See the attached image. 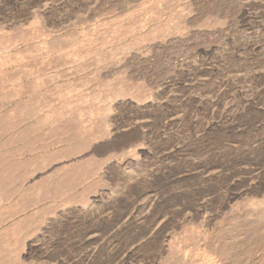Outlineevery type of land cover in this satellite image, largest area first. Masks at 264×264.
Masks as SVG:
<instances>
[{
    "label": "rangeland",
    "instance_id": "374dc122",
    "mask_svg": "<svg viewBox=\"0 0 264 264\" xmlns=\"http://www.w3.org/2000/svg\"><path fill=\"white\" fill-rule=\"evenodd\" d=\"M263 58L264 0H0V264H264Z\"/></svg>",
    "mask_w": 264,
    "mask_h": 264
},
{
    "label": "bare ground",
    "instance_id": "6f19581e",
    "mask_svg": "<svg viewBox=\"0 0 264 264\" xmlns=\"http://www.w3.org/2000/svg\"><path fill=\"white\" fill-rule=\"evenodd\" d=\"M239 4V3H238ZM259 7V6H258ZM237 8V7H236ZM256 14V13H255ZM255 22V21H254ZM257 24V23H256ZM252 46V45H251ZM254 47H252V49H253ZM253 52V51H252ZM254 53V52H253ZM241 55V54H240ZM250 57V56H249ZM258 58V57H257ZM263 60H264V58H263ZM264 68V67H263ZM245 74V73H244ZM234 77V76H233ZM39 83H41V82H39ZM109 84V83H108ZM107 85V84H106ZM111 86H112V84H111ZM113 87V86H112ZM231 87V86H230ZM229 87V88H230ZM246 87V86H245ZM32 88V87H31ZM30 88V89H31ZM29 89V90H30ZM34 89V88H33ZM33 89H32V92H33ZM28 90V91H29ZM35 90V89H34ZM113 90V89H112ZM229 90V89H228ZM229 91H231V90H229ZM44 92V91H43ZM108 92V91H107ZM118 92H120V91H118ZM4 93V92H3ZM42 93V92H41ZM46 93V92H45ZM111 93H113V92H111ZM121 93V92H120ZM38 94H40V93H38ZM44 94V93H43ZM122 95V94H121ZM113 96H114V94H113ZM116 96V95H115ZM123 96V95H122ZM118 97V96H117ZM212 97V96H211ZM114 98V97H113ZM214 98V97H213ZM251 102V101H250ZM14 106V105H13ZM0 107H2V106H0ZM18 108V107H17ZM2 109H3V107H2ZM26 109V108H25ZM11 110V109H10ZM7 111V110H6ZM22 111V110H21ZM34 111V110H33ZM9 112V111H8ZM7 114V113H6ZM10 114V113H9ZM0 115H2V114H0ZM261 115V114H260ZM4 117V116H3ZM1 120H2V116L0 117V122H1ZM73 120V119H72ZM71 121V120H70ZM74 121V120H73ZM66 123V122H65ZM64 124V123H63ZM3 125V124H2ZM74 125H76V124H74ZM1 127V126H0ZM5 128V127H4ZM14 128H16V127H14ZM13 128V129H14ZM64 128V127H63ZM75 128V127H74ZM85 128V127H84ZM83 129V128H82ZM88 129V128H87ZM83 131V130H82ZM92 131V130H91ZM18 132V131H17ZM21 132V131H20ZM89 132V131H88ZM22 133V132H21ZM81 133V132H80ZM84 133H85V131H84ZM110 133H111V135H116V133H117V130H116V128H112L111 129V131H110ZM87 134V133H86ZM22 135V134H21ZM20 135V136H21ZM26 135V134H25ZM24 135H22L21 137H23ZM70 136V135H69ZM73 137V136H72ZM24 138V137H23ZM22 139V138H21ZM25 139V138H24ZM37 139V138H36ZM73 139V138H72ZM76 139V138H75ZM11 140V139H10ZM10 140H8V141H10ZM23 140V139H22ZM84 140V139H83ZM37 141V140H36ZM67 142V141H66ZM29 143V142H28ZM113 143V142H112ZM26 144V143H25ZM112 145V144H111ZM25 146V145H24ZM29 146V145H28ZM71 157V156H70ZM66 158H68V157H66ZM7 168V167H6ZM5 168V169H6ZM8 170V169H7ZM10 171V170H9ZM62 172H64V171H62ZM73 172H74V170H73ZM206 172H208V171H206ZM80 173V172H79ZM68 174V172H67V170H66V175ZM70 174V173H69ZM75 174V172L72 174V172H71V178H72V175H74ZM1 175V174H0ZM61 176L62 178H64V177H68V176ZM4 176V175H3ZM51 177V176H50ZM61 177H58L59 179H60V181L61 182H63L64 183V181H66L67 179L66 178H64V179H66V180H64V181H62V179H61ZM52 178V177H51ZM56 178V177H55ZM57 178V179H58ZM70 178V176H69V179H71ZM69 179H68V181H69ZM56 180V179H55ZM68 181H66V183L68 182ZM58 183V182H57ZM60 184V183H59ZM59 184H56L55 186L56 187H60L61 185H63V184H61L60 186H58ZM135 184V183H134ZM67 185V184H66ZM55 186L53 187V188H55ZM66 187V186H65ZM137 187V186H136ZM139 188V187H138ZM56 190L58 189V188H55ZM54 189V190H55ZM137 189V188H136ZM140 189V188H139ZM59 190V189H58ZM57 190V191H58ZM145 190V189H144ZM140 191V190H139ZM55 192V191H54ZM122 192V191H121ZM55 193H57V192H55ZM41 198V197H40ZM141 198V197H140ZM140 198H138V199H140ZM155 200L156 199H153V198H151V197H146L145 199H144V202H143V204L145 205V208H151V207H153L154 206V204H155ZM71 201V200H70ZM140 201V200H139ZM128 202V201H127ZM140 202H142V201H140ZM141 204V203H140ZM37 205V204H36ZM21 207V206H20ZM126 208V207H125ZM143 209H144V207H143ZM23 211H24V209H22ZM116 210V209H115ZM129 210V209H128ZM131 210V209H130ZM48 211V210H47ZM122 211V210H121ZM28 211H26V213H27ZM18 213V212H17ZM20 213H21V211H20ZM112 214V213H111ZM156 214V213H155ZM122 215V214H121ZM12 216V215H11ZM33 215H29L27 218H26V221L25 222H27L31 217H32ZM140 216V215H139ZM13 217V216H12ZM11 217V218H12ZM126 217H130V218H132L133 216H132V214H126ZM22 219H24L25 218V216H23V217H21ZM130 218H127V219H130ZM34 219V218H33ZM123 219V217H121V218H119V221H121ZM136 219H138V218H136ZM131 220V219H130ZM24 221V220H23ZM126 222H125V224L126 223H129L127 220H125ZM133 221V220H132ZM142 221V220H141ZM158 224V223H157ZM126 225H128V224H126ZM107 226V225H106ZM123 226V225H122ZM19 227V226H18ZM182 227V226H181ZM28 228H30V227H28ZM152 228V227H151ZM27 229V228H26ZM101 231V230H100ZM120 231H121V229H120ZM129 231V230H128ZM124 232V231H123ZM125 232H126V230H125ZM122 233V232H121ZM180 234H182V233H180ZM123 235V234H122ZM106 236V235H105ZM143 237V236H142ZM108 242V241H107ZM172 242V241H171ZM117 244V243H116ZM96 245V244H95ZM121 245V244H120ZM130 245V244H129ZM98 247V246H97ZM116 248V247H115ZM123 249H124V247H123ZM102 250V249H101ZM130 250V249H129ZM126 251V250H125ZM145 251V250H144ZM162 252V251H161ZM173 255V254H172ZM175 255V254H174ZM170 256V255H169ZM204 257V256H203ZM109 258V257H108ZM170 259V258H169ZM115 260V259H114ZM203 261H208L207 260V258L206 259H203ZM114 262V261H113ZM124 260H122L121 262H119V263H117V264H124ZM130 262V261H129ZM202 262V261H201ZM212 262V261H211ZM148 263V262H147ZM163 263V262H162ZM213 263V262H212ZM143 264V263H142ZM146 264V263H145ZM151 264V263H150ZM202 264V263H201Z\"/></svg>",
    "mask_w": 264,
    "mask_h": 264
}]
</instances>
